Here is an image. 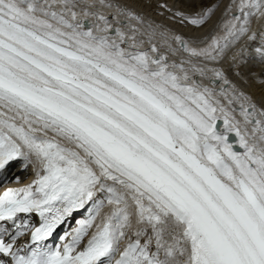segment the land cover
<instances>
[{"label":"snow or ice","instance_id":"1","mask_svg":"<svg viewBox=\"0 0 264 264\" xmlns=\"http://www.w3.org/2000/svg\"><path fill=\"white\" fill-rule=\"evenodd\" d=\"M96 7L0 0V187L15 162L36 177L0 193V264H264V110L220 68L169 63L151 38L140 50L138 29ZM211 11L174 15L200 26ZM238 11L207 48L173 39L218 62L264 0Z\"/></svg>","mask_w":264,"mask_h":264},{"label":"bare ground","instance_id":"2","mask_svg":"<svg viewBox=\"0 0 264 264\" xmlns=\"http://www.w3.org/2000/svg\"><path fill=\"white\" fill-rule=\"evenodd\" d=\"M150 1L154 2L152 0H146V2L139 0H105V3L113 5L111 8L100 7L99 0H80V3L83 4L85 2H95L97 4V7L94 9L95 11L103 13L104 15L108 16L109 19H111L113 16H116L117 21H119L117 26L122 27L123 31L129 34H131V28L134 27L138 29L136 32L137 42L140 40L144 41L143 44H139L140 50L150 49L151 44L149 43V38H151V42L154 43L157 48H159L160 52L168 56L169 63L191 61L192 64H195L197 67H219L220 69L224 70L228 79L233 85L236 86L237 89L249 96L251 101L256 104L258 109L264 110V68H259L254 60H251L255 57L256 59H261L262 55L258 54L255 57L250 55V52L254 50V47L251 46L253 39H249V36H261L260 34L263 33L264 29V17L259 15L252 17L248 25L250 29L249 33L241 36L240 39L235 43L230 44L229 47L225 49L223 56L219 58L218 62L206 61L203 58L190 56L189 53L185 52L174 41L173 37L176 35L183 37L184 40L188 42L190 48H207L214 39H220L226 35V26L229 25L233 19V17L229 15L228 11L235 9L237 5H239L240 0H221L215 10L205 20L203 25L195 26L185 22L184 24L182 23L184 25L183 27L177 24L178 21L174 22V19L167 17L168 15H164L166 12L157 9L154 6L155 4L151 6ZM117 5H119L121 8H126L140 16L143 20V23H140L134 19H129L127 16H120L116 11ZM189 16L192 17V15ZM171 17L173 16L171 15ZM113 23L116 24V21H113ZM149 25H151V28ZM131 43L132 42L129 41V44ZM121 47H126V45L122 44ZM244 61H248V64H245ZM184 66L186 68L190 67V65L187 63H185ZM210 74L211 73L209 72L207 77H210ZM195 77L205 85L210 87L214 86L209 83V79L207 77L202 78L199 76H194L193 78L195 79ZM222 103L226 104V101L222 99ZM234 107L237 109L235 115L239 120L241 119L239 114V103H235ZM236 139L237 138L235 136V139L229 142L235 143ZM237 150L242 151L241 149ZM26 172L27 175H25L24 178L19 179L16 184L23 183L28 177L35 176V172L32 166H29L27 170L22 171L20 162H15L6 173V181H13L14 177L19 176L20 174L24 175ZM110 210L111 206H107L104 209V212H109Z\"/></svg>","mask_w":264,"mask_h":264},{"label":"rangeland","instance_id":"3","mask_svg":"<svg viewBox=\"0 0 264 264\" xmlns=\"http://www.w3.org/2000/svg\"><path fill=\"white\" fill-rule=\"evenodd\" d=\"M139 1H143V2H146V0H139ZM154 2H151V6H154L157 8V9H160L161 11H164L166 12L164 15H168L167 17L171 18V19H174L176 21H178L177 24H179L180 26H184L183 24L187 21H184V22H181V19L179 17H176L174 15V13L176 11H180L182 13H184L185 15L189 16V15H192V17H195L197 16L198 14L202 15L205 11H207L208 9H212L211 13L215 10V8L218 6L219 2L221 0H152ZM163 1V2H162ZM172 1V2H170ZM162 2V3H161ZM167 2V3H166ZM170 2V3H168ZM176 5H175V4ZM161 4H164V5H167V8H162L160 7ZM171 5V6H170ZM210 5V6H209ZM168 8H171L172 11H168ZM168 13V14H167ZM171 13V14H170ZM210 13V14H211ZM171 15L173 17H171ZM176 18H175V17ZM209 17V16H208ZM179 18V19H178ZM181 22V24H180ZM183 23V24H182ZM249 57V56H248ZM250 58V57H249ZM264 56L262 55L261 56V59H252L254 60V62L256 63L257 66H259V68H264ZM246 71V70H245ZM247 73V72H246ZM24 174V173H23ZM25 175H27V172L22 175L20 174L19 176H16V177H22L24 178ZM20 178V179H22ZM87 213H83V215L79 216L80 218L82 216H86Z\"/></svg>","mask_w":264,"mask_h":264},{"label":"water","instance_id":"4","mask_svg":"<svg viewBox=\"0 0 264 264\" xmlns=\"http://www.w3.org/2000/svg\"><path fill=\"white\" fill-rule=\"evenodd\" d=\"M221 122H218V127H219V124H220ZM235 139V136L233 135V134H229V136H228V140H230V141H232V140H234ZM237 147V149H238V146H236Z\"/></svg>","mask_w":264,"mask_h":264}]
</instances>
